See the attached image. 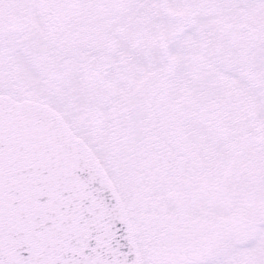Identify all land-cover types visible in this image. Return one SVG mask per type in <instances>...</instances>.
<instances>
[{
	"label": "snow or ice",
	"instance_id": "1",
	"mask_svg": "<svg viewBox=\"0 0 264 264\" xmlns=\"http://www.w3.org/2000/svg\"><path fill=\"white\" fill-rule=\"evenodd\" d=\"M0 264H264V0H0Z\"/></svg>",
	"mask_w": 264,
	"mask_h": 264
}]
</instances>
